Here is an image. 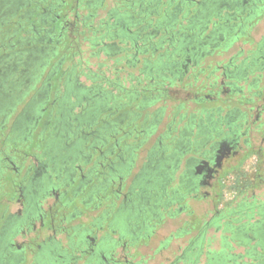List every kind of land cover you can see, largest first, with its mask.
Masks as SVG:
<instances>
[{
    "label": "flooded vegetation",
    "instance_id": "1",
    "mask_svg": "<svg viewBox=\"0 0 264 264\" xmlns=\"http://www.w3.org/2000/svg\"><path fill=\"white\" fill-rule=\"evenodd\" d=\"M92 1L0 0V264H18L37 247L51 245L57 230L64 228L65 218L98 208L104 199L110 200V194L119 196L123 176L114 178V172L131 166L136 146L127 143L122 150L120 141L134 132L141 138L150 133L149 127H128L132 125L129 119L137 120L139 111L126 108L122 97L101 85H85L75 63L68 70L64 68L77 40L73 37L83 33H74L77 26L68 23V15L76 13L75 19L79 18L78 14ZM97 1L104 5V0ZM259 1L175 0L168 7L170 4L164 6V0H124L109 11L116 14L115 23L108 24L116 35L126 34L133 40L136 52L129 60L132 65L139 61L138 54L146 56H142L144 68L140 72L147 68L144 73L147 76L149 72L151 77L150 86H144L143 91L170 95L172 91L185 93L193 89L185 95L194 100L190 106L196 109L180 136L172 137V151L167 153L168 142L161 150L149 152L150 162L135 177L109 225H121V210L147 206L156 196L165 206L180 200L183 187L191 192L200 186L208 187L213 207L220 210L228 205L227 202L220 208L230 175L226 174L227 167L250 153L264 166L263 124L256 123L260 111L251 120L255 105L250 98L235 97L233 93L241 89L236 81L227 80L246 78L252 70L258 74L257 79H262L264 45L258 48L250 65H236L234 57L222 65L223 60L218 59L229 52L237 33L251 24L248 14L254 13ZM99 6L91 13H98ZM105 46L109 51L118 49L116 41ZM207 60L210 62L204 66ZM206 67H212L210 75L200 82ZM220 68L223 71L219 81L214 74ZM140 77H133L136 84L130 90L118 84L129 94L128 104L141 92ZM175 82L182 85L173 90L170 87ZM142 97L148 99L147 95ZM234 102L237 104L228 106ZM185 105L183 101L179 108ZM197 114L200 116L196 123ZM126 118L128 123L124 122ZM258 133L262 134L257 140ZM116 148L121 151L116 153L115 161L108 162L112 172L107 174L101 169L105 166L102 158H110ZM183 161L180 186L170 187ZM142 178L145 183L140 186L137 181ZM116 179L121 184L113 188ZM152 184H162L163 189L153 192ZM50 197L55 201L45 210L44 202ZM13 200L21 204L16 213L9 209ZM91 202L93 208L89 206ZM94 226L102 229V215L90 227L73 225L70 247L55 245L58 258L53 262L48 256L46 264H78L82 254L86 256L83 264H118L116 239L106 233L96 235ZM26 233L27 241L16 243L15 237Z\"/></svg>",
    "mask_w": 264,
    "mask_h": 264
},
{
    "label": "crops",
    "instance_id": "2",
    "mask_svg": "<svg viewBox=\"0 0 264 264\" xmlns=\"http://www.w3.org/2000/svg\"><path fill=\"white\" fill-rule=\"evenodd\" d=\"M123 1L124 0H118L114 7H117V5H122ZM106 2L107 0H104V5L106 4ZM99 5L100 4L98 3L97 0H93L90 3V6L88 8H85L86 9L85 13H88L89 15L94 14L95 16V13H91V12H93V10H95V8ZM263 10H264V0H261L253 8L254 13L248 14L252 22L262 17V15L264 14ZM98 13H102L101 5L98 7ZM160 13H162V11H160ZM153 16H156V14H153ZM110 17L114 19L113 23H115L116 14L111 13ZM101 25H98V27H101ZM256 27L253 28V26L252 27L250 26L247 28L246 27L243 28L241 32L237 33V37H236L237 40L235 39L230 44V46L234 44L232 46L234 49L237 48L238 44H240L239 46H242L243 43L251 44V49H248V50L246 49L244 51L242 50V48L238 47V52L235 55H232L230 52L227 53L228 57H234L233 60L236 65H239L240 63H243V62L246 65H250L252 57L255 55V53L258 50L257 48H259L261 45H264V36L260 40V42H255L254 33L256 32ZM248 44H246V46ZM254 49H256V51L252 52V50ZM211 69L212 67H206L205 70L201 72V80L210 75ZM218 70L219 69H217L216 72ZM214 75H216V73ZM257 76L258 74L254 70H252L251 72H248V76L246 78L245 77L239 78L238 76L233 79L227 78L228 81H231V80L236 81L237 88L241 89L240 91H235V93H233L235 97L237 98L242 97L246 99L249 93L252 94L255 91L254 95H256L260 99L264 95V81H262V79L260 80L257 79ZM150 77H151L150 74H147L146 78L147 80H149V83H150ZM172 77L174 76L172 75ZM211 80H213L212 77H211ZM116 81H117L116 83H119L118 80ZM113 83H115V80ZM113 83L112 85H110L111 87L109 89L115 95H118L122 97L123 99L128 100L127 96L129 94L126 91L119 89L118 85L116 84L117 85L116 86ZM180 85L182 84H178V82H175L171 85L170 88L175 90L174 88L181 87ZM103 89L105 88L103 87ZM192 90L193 89L188 88L185 93H176L175 91H172L170 95H166L167 93H163V92H161L162 94H160V91L154 92V90H151V92L139 90L141 92L138 95H136L137 98H133L131 103L127 105L126 108H132V106L138 105V106H135L136 108L135 110L139 111V113L146 112V117H145L146 126L145 127L150 128L149 129L150 133L148 135L143 136L142 138H141V135H139V137L136 136V137L124 138L122 141H120V148L122 150H124L127 147L126 146L127 143L136 145L133 151L134 161L131 162L130 167L127 166L126 169H124L123 171L118 170L114 172V175H113L114 178L115 177L117 178L118 175L123 176V179H122L123 185H122L121 191L118 193L119 196L112 195L111 197L113 198V200H115V202L112 204L111 203L109 204L107 200L104 199L101 205L98 204V209L102 207L104 209V212H103V227H105L104 231L107 235H111V238L116 239L114 240L116 241L114 242V245L116 247L115 250L119 246H122L125 251H128L130 248H132L133 250L136 249L138 253L141 251L140 250L141 247L149 246L153 240V237L159 234V229L165 223L166 217L170 219L179 218V216H181L183 212L185 211L189 212L186 207V202L188 199H193L195 201L201 200V201H204L206 205L202 209H199L198 211L191 210L189 212V215H191L190 217L194 221V224H195L194 227H198V233L193 235L194 237H192L189 243V246L184 249V253L182 255H179L180 264H198L199 258L201 257L203 253H205V255H207V258H208V261L205 264H244L245 262H248L247 264L253 263V262H250L251 260L249 256L246 255L248 251H245L244 253L242 252L243 254H236L234 252H231V250H229V249H232L230 247L231 245L229 244L226 245V247L223 248L221 252H219L220 254L218 252H217L218 254H215L214 252L210 250H205L204 245H203V243L205 242L204 241L205 236H203V233H205V231L209 227L213 226L215 228H219L223 226L224 231L230 232V235H228L227 238H224V241L226 243L230 241H234V242H237L238 244H240V241H239L240 237L238 236V233L243 234V235L247 234L249 237L251 236L249 234V230H247V226L249 224H252L255 221L259 222L261 217L259 216L258 213H255V215L252 216L250 222H248L249 215L250 213L254 211L257 212L258 211L257 209L259 207H262L264 209V203H260L256 201L255 200L256 197L254 195H252L251 198H249V195H248L249 192H251L254 188L261 185L260 182H257V179L262 178L261 181L263 180L264 166L259 165L258 161H256L257 157L254 153L248 154L247 158H244L243 160L234 162L235 164L234 166L229 165L227 167L228 169L226 170V174H230L235 178L236 183L234 185V188H235V191L237 192V195L234 200L228 201V203L226 202L228 204L226 207L225 206L223 208L220 207L221 208L220 210H216L213 207L214 204L212 201V190L209 189L208 187L200 186V188L196 192H191L187 190L185 187H183L181 189L183 195H182V198H180V200L179 199L174 200L171 198L172 200H174L173 203L171 202L172 204L170 203L168 206H165V204L162 203V201L160 202L157 201L158 196H156L151 200V204L147 206L143 207L142 205V207L140 208L136 207L135 209L131 211L125 210V209L121 210V212L119 213V220L121 221V225L119 224L118 226L109 225V223L113 221V216L117 215V213L119 212L118 210L121 204L123 203L124 197L128 193L135 177L139 173L141 174L143 170V165L150 162L149 152L150 151L157 152L161 150V146L163 144L170 142L172 137H179L181 134L180 131L182 130L183 126L190 118V113L196 110L192 106H190L194 104L193 103L194 100H191L185 95L187 92H193ZM152 94L153 95L155 94L156 97L153 96ZM142 95H147L148 99L147 98L146 100L142 99L143 98ZM160 100L168 101V106L167 105L158 106L157 104H160L158 102ZM183 101L186 104L185 107L179 108V104ZM236 104L237 103L234 102V103H230L228 106L233 107ZM228 106H225V107H228ZM244 107L245 105H243L242 108ZM132 109L134 110V108ZM225 111L226 110H224L223 113ZM199 116L200 115L197 114V117L195 120L196 123L199 120ZM165 117H167V121L165 125L163 126L162 123ZM126 119H124V122L128 123V119L127 120ZM129 121L132 123L133 126L136 125V122H137L136 120L129 119ZM261 121H264L263 118H260V120H258L256 123L258 124ZM141 126H143L142 123H141ZM262 128H263L262 133H264V124L262 125ZM262 133H258L256 135L257 140L260 134ZM167 145H168V150H167V153H168L173 150L174 145L171 144V142L168 143ZM121 149L116 148L115 154H111L110 158H106V159L102 158V161H104L105 166L102 167L101 169L107 174L109 172H112L107 167L108 162L110 160L115 161L117 157L116 153H120ZM141 151L146 152L143 157H141ZM124 156H126V154H124ZM153 158L154 156H152V159ZM253 159L255 163V171L250 172L247 168H248V165L250 164L249 162L253 161ZM183 163L184 161L180 165L181 166L180 170L177 172L175 179L171 182L170 187L172 186L175 188H179L180 186L179 185L180 183L179 175L181 171L184 169ZM154 164L155 162L152 163V165ZM256 174L258 177L257 179L255 177ZM149 177L150 176L148 175V178ZM116 181L118 182V179H116ZM137 182L140 186H143L145 183L143 181V178L139 179ZM247 183H253V184H256L257 186L253 185L252 188H247ZM151 187H153L151 189L153 192H158L159 190L163 189L162 184H152ZM170 187L167 188V193H170V190H168L170 189ZM239 187H241V190H242L241 192L238 191ZM110 189L111 188H109L106 193H109ZM136 190L137 191L139 190V186L136 187ZM119 197H121V199L117 203L116 200ZM103 198L104 197L102 196V199ZM209 203L210 205H212L211 206L212 210H215V213L210 219L206 220L205 216H207L206 214L208 210H211V209H208ZM79 204L81 203L79 202ZM155 204H159V205L154 206ZM89 206L93 208L94 203L91 202ZM81 207H83V205H81ZM9 209L10 211L12 210L11 207ZM11 212L16 213L17 211H11ZM100 215H102V212L100 213ZM81 216L82 215H78L76 217H81ZM187 225H190V223H188ZM261 226H263L264 228V222H262ZM97 228L99 229V227ZM114 228L115 230H113ZM250 228L251 227H249V229ZM235 231L237 232L236 234H235ZM178 234H182V232L179 231ZM261 234L264 236V233H261ZM167 237L169 241L170 237L169 236ZM55 238L53 239L54 242L50 243L51 245L44 244L41 246V248L37 247V249L34 250V252L33 251L29 252L26 258L20 261L18 264H46V260L48 256L52 257V261L54 262V260L58 258V254L56 253L55 248H54L55 245H59V246L62 245V247H65V248L70 247L69 242L66 246V245H63L61 241H58L57 237ZM252 238H255V237H252ZM39 240L40 239L38 238L35 241L39 242ZM236 260L238 262H236ZM124 264H139V262L132 263V261L126 260ZM260 264H263V263H260Z\"/></svg>",
    "mask_w": 264,
    "mask_h": 264
},
{
    "label": "rangeland",
    "instance_id": "3",
    "mask_svg": "<svg viewBox=\"0 0 264 264\" xmlns=\"http://www.w3.org/2000/svg\"><path fill=\"white\" fill-rule=\"evenodd\" d=\"M118 0H107L106 4L102 6V13H96L95 16L89 17L88 13H85V10L83 8L82 12L79 13V18L75 19L76 13H69L68 15V23L76 25L77 31H74V33L83 31L82 35H75L73 39H77L73 44V49L71 50V53L68 55V57L65 59L64 68L66 70L70 69L72 64L75 63V69L76 72L80 76V80L88 86L91 85H101L105 89H109L110 82L114 80H118L119 83L123 86V89L130 90L133 88L136 84L133 77L141 76L142 77V83L138 85V88L143 90L148 85L149 80L146 78V73L144 69V74L140 72L141 69H143V58L145 54H138L137 58L139 61H137L136 64L132 65L131 58L133 54L136 52L133 46V40L132 38L128 37L126 34L116 35L114 32V29L109 26L113 24V20L109 13V11L116 5V2ZM175 3V0H164V6L172 7V5ZM264 13V10H263ZM251 20V19H250ZM76 21V22H75ZM252 22V20H251ZM254 23V25H253ZM102 24V25H101ZM109 24V25H108ZM98 25H101V27H98ZM256 27L255 35V42H260V40L264 36V14L262 17L254 22H252L247 27ZM246 27V28H247ZM102 30V31H101ZM118 34V33H117ZM116 41L118 43V49L110 51L106 48V44H110ZM106 43V44H105ZM102 44V45H101ZM243 43L242 46L237 45V48H233L230 46L229 52L232 55H235L238 52V47L242 48V50H248L251 49V44ZM101 47V48H100ZM233 48V49H232ZM258 49V48H257ZM255 52L256 49L252 50V52ZM251 52V53H252ZM229 53V54H230ZM155 57V55L153 56ZM218 56H216L217 58ZM214 58V57H213ZM227 54L223 56H219V60H223V64L226 63V60H228ZM141 60V61H140ZM210 62V60H207L206 63H204V66H207V64ZM221 65V66H222ZM222 68H220L216 72V78L217 80H221V74H222ZM262 81H264V71H262ZM143 75L145 77H143ZM215 76V75H214ZM223 80H226V78L222 77ZM108 82H106V81ZM204 80V79H202ZM200 80V82H202ZM216 80V79H214ZM162 94V93H161ZM254 93H249L247 98L251 99V102L253 105H255V108L253 110L251 120L253 119V115L256 112L260 111V115L256 121H258L260 118H263L264 120V95L259 99ZM127 99H124L125 105L127 106ZM160 104H157L158 106L167 105L168 101L160 100L158 101ZM131 103V102H130ZM114 104H110V107H113ZM134 105L132 108L134 110L136 109ZM146 112L145 113H139V117L136 120L137 129H140L141 123L143 124V128L146 126ZM167 121V117L163 119V126L165 125ZM260 123L264 124V121H261ZM133 125H130L128 127H131ZM126 127V128H128ZM139 137L137 132L132 133L129 135V137ZM126 136V138H129ZM145 151H141V157L145 155ZM229 181V178H226V182ZM113 188H118L121 183H113ZM122 189V188H121ZM120 189V191H121ZM249 198H251L252 195L256 197V201L260 203H264V170H263V182L258 187L254 188L251 192H249ZM110 200H107V202L110 204L114 203L115 200L111 198V196L108 198ZM121 197H119L116 202L118 203ZM55 199L48 198L44 202V209L49 210L51 205L54 203ZM11 211H19L21 204L13 200L11 201ZM206 204L204 201H195L193 199H188L186 202L187 210L190 212L191 210L198 211L199 209H202ZM208 205V204H207ZM212 205L208 206L207 216H205V219H210L213 214L215 213V210H212ZM85 214H82L81 217H74L72 219L65 218L64 222H62L63 229H58L57 233L54 234L55 237H57L58 241H61L63 245L68 244L69 241V233L71 232L72 226L76 224H84L86 227H90V223L94 221L97 217H99L100 213L103 212L104 209L102 208H94V209H86L84 210ZM210 211V212H209ZM189 212H183L179 218H165V223L161 226L159 229V234L157 236L153 237L152 242L147 247H141L140 252L137 253V250H133L130 248L128 251H125L122 246H119L115 250V257L118 259V264H124L126 260L132 261V263L139 262V264H180V260H177L179 255H182L184 253V249L189 246V243L194 237L193 235L198 233V227H194V221L190 217ZM234 217V216H233ZM190 223V225H187ZM37 227L39 226V221L36 223ZM224 227L221 226L219 228L215 227H209L205 233H203L204 237V249L210 250L214 252L215 254H218L223 250V248L226 247V245H231L230 247L232 249L231 252H234L236 254H243L245 251L248 250V247L242 246L238 244L237 242L230 241L226 243L224 241V238H227L228 235H230L229 231H224ZM94 230L96 235H105V227H102V230L98 229L96 226H94ZM181 231L182 234H178V232ZM50 233V232H49ZM29 233H26L25 235L19 234L15 237L16 243H19L20 245L23 244L22 241H27L26 235ZM178 234V235H177ZM170 237V240L168 241V237ZM56 239V238H55ZM228 248V247H227ZM218 252V253H217ZM243 252V253H242ZM78 254H81V252H78ZM220 254V253H219ZM82 259L78 262V264L84 263V257L85 255L82 254ZM123 261V262H122ZM176 261V263H175ZM208 261L207 255L203 253L201 257L199 258L198 264H205ZM182 263V262H181ZM190 263V262H189Z\"/></svg>",
    "mask_w": 264,
    "mask_h": 264
},
{
    "label": "trees",
    "instance_id": "4",
    "mask_svg": "<svg viewBox=\"0 0 264 264\" xmlns=\"http://www.w3.org/2000/svg\"><path fill=\"white\" fill-rule=\"evenodd\" d=\"M148 74H149V72H148ZM143 77H145V76L143 75ZM139 80L141 81L142 77H140ZM113 82L114 81H111L110 83H113ZM116 82L117 81L115 80V83H113V84L118 85L119 83H116ZM118 87H119V89H121L119 85H118ZM257 178L258 177L256 176V179ZM261 179L262 178H258L257 182L262 183L263 180L261 181ZM253 185H256V184L247 183V188H252ZM238 191L239 192L242 191L241 187L238 188ZM220 201H221V199H220ZM257 210H258L257 212L254 211V212L250 213V215H249V221L248 222H250L252 216H254L255 213H258L259 216L261 217L259 222L255 221L252 224H249L247 226V230H249V234L251 236L249 237L247 234L243 235V234L238 233V236L240 237L239 238L240 244L248 247V250H247L248 252L246 253V255L249 256V258L251 260L250 262H253L250 264L264 263V236L261 234V233H264V228H263V226L261 227L262 222H264V209L262 207H259ZM249 227H253L254 230L253 229L250 230ZM236 233L237 232L235 231V234ZM252 237H255V238H252ZM236 262H238V261L236 260ZM247 263L248 262H245L244 264H247Z\"/></svg>",
    "mask_w": 264,
    "mask_h": 264
},
{
    "label": "built area",
    "instance_id": "5",
    "mask_svg": "<svg viewBox=\"0 0 264 264\" xmlns=\"http://www.w3.org/2000/svg\"><path fill=\"white\" fill-rule=\"evenodd\" d=\"M250 164L248 165V170L250 172H254L255 171V163H254V159L253 161L249 162ZM229 181L226 182L225 181V185H224V189H223V193H222V197H221V201H220V207L223 206V204H225L228 201H232L235 199L237 192L235 191L234 185L236 183L235 178L232 175L228 176Z\"/></svg>",
    "mask_w": 264,
    "mask_h": 264
}]
</instances>
